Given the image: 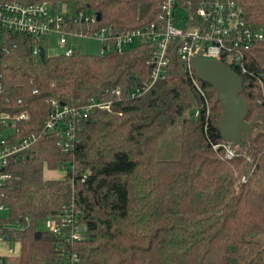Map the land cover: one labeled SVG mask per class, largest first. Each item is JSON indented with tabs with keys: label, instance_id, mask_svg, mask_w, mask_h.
I'll return each instance as SVG.
<instances>
[{
	"label": "trees",
	"instance_id": "16d2710c",
	"mask_svg": "<svg viewBox=\"0 0 264 264\" xmlns=\"http://www.w3.org/2000/svg\"><path fill=\"white\" fill-rule=\"evenodd\" d=\"M0 1L70 3L74 12H100L94 23L69 27L85 33L103 27L123 33L151 24L164 2ZM241 4L251 24L264 23V0ZM5 38L0 111L28 110L31 120L19 125L24 134L39 136L28 158L11 163L12 177L0 189L7 220L21 225L9 230L21 246L9 264H65L59 238L40 222L71 203L86 227L84 239L67 246L78 252L79 264H264V42L243 53L245 72L225 61L243 78L247 121L258 123L251 139L228 157L217 90L195 70L193 77L184 71L176 54L166 79L142 95L118 98L113 88H134L149 78L152 44L136 43L123 53L76 49L71 56L47 54L43 62L32 54V36L7 31ZM92 97L112 104L92 111L81 123L74 150L63 152L54 133H44L52 107L47 99L82 106ZM178 119L181 155L159 159V139ZM62 164L67 170L60 176H47Z\"/></svg>",
	"mask_w": 264,
	"mask_h": 264
},
{
	"label": "built area",
	"instance_id": "2783aa9c",
	"mask_svg": "<svg viewBox=\"0 0 264 264\" xmlns=\"http://www.w3.org/2000/svg\"><path fill=\"white\" fill-rule=\"evenodd\" d=\"M186 8L188 15L183 27L177 25L176 9ZM96 13L84 11L61 14L49 2L24 4L19 1H0V92L3 90L1 63L4 53L9 51L5 32L11 31L32 36L35 43L32 54L40 58V47L46 50L50 33L59 36L60 54L71 56L76 48L69 44L68 36L93 37L101 42V54L116 51L123 53L136 43L152 44V54L147 59L150 67L149 78L134 88L115 87L111 90L118 98H134L150 90L158 81L169 74L171 55L176 54L184 71L193 77L192 59L199 51L203 57L229 61L239 66L243 72V53L256 42H264V23L251 24L245 15L241 0H196L189 4L178 0H164L160 7L158 20L142 27L132 28L123 33H115L112 28L103 27L90 33L74 32L70 25L78 22L97 21ZM196 88L206 95L203 87L194 79ZM108 91V90H107ZM264 101V87L262 93ZM21 101V100H20ZM51 104L49 117L45 122L44 133H54L58 147L65 153L74 150L78 143V130L82 121L96 109H108L112 100L92 97L82 106H71L57 99H47ZM196 110L195 116L199 115ZM31 120L28 110L19 112L0 111V189L7 185L12 177L11 163L25 160L39 136L24 134L20 123ZM226 155L234 157L236 151L229 143H224ZM217 147V146H215ZM67 170L65 164L61 165ZM9 207L0 200V264H9L8 258L19 254L20 241L10 238L9 230L21 225L8 221L2 215ZM46 230L59 238L61 254L65 255V264H79L77 251L67 246L84 239L85 225L80 223L74 203L64 205L61 214L47 218Z\"/></svg>",
	"mask_w": 264,
	"mask_h": 264
},
{
	"label": "water",
	"instance_id": "95a60500",
	"mask_svg": "<svg viewBox=\"0 0 264 264\" xmlns=\"http://www.w3.org/2000/svg\"><path fill=\"white\" fill-rule=\"evenodd\" d=\"M97 19L101 13L97 12ZM46 50L40 47V58L46 61ZM193 67L204 82L212 85L222 102L223 112L219 119V129L222 138L232 148L244 145L245 140H250V134L257 128L258 123L247 121L249 103L240 94L243 89V78L235 69L228 66L220 59H209L199 51L192 59Z\"/></svg>",
	"mask_w": 264,
	"mask_h": 264
},
{
	"label": "rangeland",
	"instance_id": "374dc122",
	"mask_svg": "<svg viewBox=\"0 0 264 264\" xmlns=\"http://www.w3.org/2000/svg\"><path fill=\"white\" fill-rule=\"evenodd\" d=\"M57 11L61 14H72L74 8L70 3H59L57 6ZM188 12L185 7L179 6L176 9L177 25L183 27L186 24V17ZM48 41L46 43V49L49 55L60 54L63 48L59 43V36L55 33H50L48 36ZM69 44L78 49L84 54H99L101 52V42L93 37H83V36H68ZM181 131V119L170 126L166 132L160 137L157 148V157L159 159H178L181 155L180 142L177 140V135ZM63 173V169L60 166L59 169L55 171H48L47 176L58 177ZM3 216L8 217V212L2 213ZM41 228H45V222H40ZM46 229V228H45Z\"/></svg>",
	"mask_w": 264,
	"mask_h": 264
}]
</instances>
